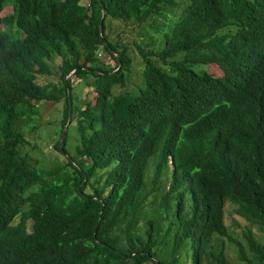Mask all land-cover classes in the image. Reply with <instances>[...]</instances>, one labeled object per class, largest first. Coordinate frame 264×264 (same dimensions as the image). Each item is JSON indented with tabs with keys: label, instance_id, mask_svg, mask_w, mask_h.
<instances>
[{
	"label": "trees",
	"instance_id": "1",
	"mask_svg": "<svg viewBox=\"0 0 264 264\" xmlns=\"http://www.w3.org/2000/svg\"><path fill=\"white\" fill-rule=\"evenodd\" d=\"M81 1L15 0L5 15L0 0V264H177L186 243L190 264H232L222 237L236 243L241 264H264V240L244 234L248 258L223 221L229 199L264 233V0H182L174 17L164 13L175 0ZM108 16L171 24L159 48L138 46L145 84L136 94H112L131 58L105 34ZM4 20L24 36L9 35ZM100 47L113 66L100 62ZM57 56L58 83L37 80ZM76 69L94 78L77 113L80 157L45 170L20 152L18 122L43 101L63 102L62 139Z\"/></svg>",
	"mask_w": 264,
	"mask_h": 264
},
{
	"label": "rangeland",
	"instance_id": "2",
	"mask_svg": "<svg viewBox=\"0 0 264 264\" xmlns=\"http://www.w3.org/2000/svg\"><path fill=\"white\" fill-rule=\"evenodd\" d=\"M181 1L175 0L176 5H168L165 10L166 17H174L181 12ZM15 3V0H7L8 10L5 15H9L12 11L11 5ZM82 4H86V0L81 1ZM159 16V15H155ZM150 17L146 21L151 20L153 17ZM155 22L153 25L155 29L150 28L148 25L151 22L146 24H140L134 21H124L117 20L111 17L105 19V34L112 43L118 44H127L128 46V55L131 58V72L128 80L124 86L115 85L112 89L113 95H118L124 92H129L136 94L139 91V88L143 87L145 80L143 77L144 64L142 62L141 55L139 53L138 46H143L146 48V44L153 42L151 46H148L149 49H157L160 47L161 37L164 36V32L170 28L169 21L164 18H153ZM145 21V22H146ZM167 24V27L165 25ZM2 29L7 31L9 35L15 38H21L23 35L22 31H16L14 24L10 23L8 20L1 22ZM159 30V31H158ZM97 57L100 59L104 65L113 66L115 61L108 52L102 51L100 47L97 50ZM62 57L57 56L55 60L51 61L52 73L46 75V77H37L42 83L52 81L58 83L59 79V67L61 65ZM153 61H159L153 59ZM192 68L196 71H201L206 69L205 64H193ZM75 74V73H74ZM70 76L72 81V123L69 125L66 136L65 152L57 146V142L61 141V130H62V115H63V102H48L43 101L37 108H35L34 113L30 116H24L19 119L18 126L21 129L24 136V143L20 146V152H25L30 155L34 163L42 169L45 170H59L58 164H63L67 161H73L79 159L80 155L77 150V145L80 137V130L78 128V110L82 107L85 101H89L91 98V91L93 85V75L89 72H84L81 76ZM69 168H72L69 166ZM63 173V171H62ZM60 173V175H63ZM100 174L105 173V169L99 171ZM153 173V165H150L146 171L147 186H151L150 178ZM169 179V170L165 173L163 177V184L167 186ZM93 180V179H92ZM95 186L101 187L103 179L93 180ZM88 192L92 191L91 186L86 188ZM152 208L150 201L147 202L145 210L149 214ZM237 205L226 199L223 206V221L228 228V234L233 237L235 240L239 241L243 248L245 249L246 256L248 258H253V253L250 252L248 245V239L244 237L245 233L249 231L253 232L254 237L257 241L262 242L264 240V233L259 230L257 225L250 223L248 220L239 216L236 213ZM172 213V211H170ZM168 213L166 217L162 219L163 228L171 227L172 215ZM18 217H15L14 222L17 221ZM140 232L143 234L146 227L145 223H141ZM25 228L28 232L30 230V220L25 221ZM211 235L212 241L216 243L221 237ZM224 241V253L226 258L232 264H241V261L238 257V247L235 242L228 241L222 237ZM214 243H212L214 245ZM216 245L212 249H215ZM181 259H178L177 264H190L191 262V249L188 243H186L181 249ZM206 261H211V257L207 254L205 255ZM147 264H155L148 262ZM256 264V263H255Z\"/></svg>",
	"mask_w": 264,
	"mask_h": 264
},
{
	"label": "water",
	"instance_id": "3",
	"mask_svg": "<svg viewBox=\"0 0 264 264\" xmlns=\"http://www.w3.org/2000/svg\"><path fill=\"white\" fill-rule=\"evenodd\" d=\"M104 15H105V12H104V10L102 9V13H101V19H100V23H99V30L101 31V29H102V24H103V18H104ZM82 67H80V69H81ZM77 71V69L76 70H74V71H72L69 75H68V77H70V76H72L75 72ZM69 111H70V113H69V116H68V120H67V123H66V125H65V127H64V131H63V135H62V139H61V148H63V144H64V139H65V137H66V132H67V130H68V127H69V125L71 124V122H72V100H71V97H69ZM64 152H65V150H64ZM66 153V152H65Z\"/></svg>",
	"mask_w": 264,
	"mask_h": 264
}]
</instances>
